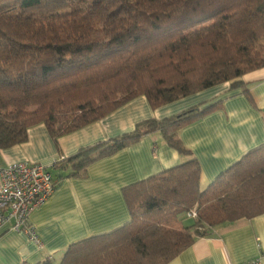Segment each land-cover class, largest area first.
<instances>
[{"label": "trees", "instance_id": "trees-1", "mask_svg": "<svg viewBox=\"0 0 264 264\" xmlns=\"http://www.w3.org/2000/svg\"><path fill=\"white\" fill-rule=\"evenodd\" d=\"M261 68L264 0H0V150L39 124L53 139L68 135L140 96L156 109L225 83L242 89ZM201 106L139 122L55 166L84 177L154 133L191 157L177 133L219 104ZM122 193L130 222L71 245L59 264H168L210 228L263 215L264 146L205 190L192 158Z\"/></svg>", "mask_w": 264, "mask_h": 264}, {"label": "crops", "instance_id": "crops-1", "mask_svg": "<svg viewBox=\"0 0 264 264\" xmlns=\"http://www.w3.org/2000/svg\"><path fill=\"white\" fill-rule=\"evenodd\" d=\"M241 80L246 94L242 89L231 91L225 83L156 109L140 96L68 135L53 139L46 126L39 124L28 130L25 143L0 150V168L24 162L42 164L57 182L49 200L28 218L40 245L5 226L0 230V264H59L71 245L109 234L130 222L122 193L125 187L194 158L200 167V189L205 190L246 154L263 147L264 68ZM216 103L217 108L177 133L191 157L171 149L154 133L91 164L84 177H67L68 169L55 166L81 148L132 132L139 122L162 120ZM258 257L264 264V214L210 228L168 264H245Z\"/></svg>", "mask_w": 264, "mask_h": 264}, {"label": "built area", "instance_id": "built-area-1", "mask_svg": "<svg viewBox=\"0 0 264 264\" xmlns=\"http://www.w3.org/2000/svg\"><path fill=\"white\" fill-rule=\"evenodd\" d=\"M56 187L51 171L42 164L24 162L0 168V230L8 226L40 245L28 218L34 209L49 200ZM186 218L195 220L196 210L186 213ZM245 264H262V260L258 257Z\"/></svg>", "mask_w": 264, "mask_h": 264}, {"label": "rangeland", "instance_id": "rangeland-1", "mask_svg": "<svg viewBox=\"0 0 264 264\" xmlns=\"http://www.w3.org/2000/svg\"><path fill=\"white\" fill-rule=\"evenodd\" d=\"M183 216H181V219L183 218ZM183 219H185V218H183ZM190 223H191V221H188L187 219L183 220V225H185V226H188Z\"/></svg>", "mask_w": 264, "mask_h": 264}]
</instances>
